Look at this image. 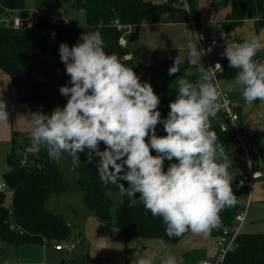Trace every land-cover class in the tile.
I'll use <instances>...</instances> for the list:
<instances>
[{"label":"clouds","instance_id":"9594fccd","mask_svg":"<svg viewBox=\"0 0 264 264\" xmlns=\"http://www.w3.org/2000/svg\"><path fill=\"white\" fill-rule=\"evenodd\" d=\"M194 36L186 44V55L175 56L167 74L177 73L186 60L199 68V80L176 82L166 117H161L160 100L150 83L104 50L99 31L82 32L71 47L59 44L68 81L58 92L66 103L26 117L34 148H44L57 163L66 154L74 167H79V153L87 150L88 161L94 157L99 161L101 182L116 185L119 197H127L129 205L136 203L133 197L139 193L143 207L162 219L170 239L185 232L207 237L220 226L219 213L239 203L231 190L232 161L210 130V118L217 114L222 97L213 71L220 65L208 69L201 65V57L212 47L198 49L196 41L203 37ZM220 37L226 38L223 31ZM261 48V40L253 35L225 46L222 53L228 67L237 69L234 83L246 104L264 102V60L254 59ZM8 117L0 98V122L6 123ZM158 124L166 135L155 134ZM153 260L152 255L139 256L136 264ZM160 264H178V258L166 250Z\"/></svg>","mask_w":264,"mask_h":264},{"label":"trees","instance_id":"16d2710c","mask_svg":"<svg viewBox=\"0 0 264 264\" xmlns=\"http://www.w3.org/2000/svg\"><path fill=\"white\" fill-rule=\"evenodd\" d=\"M70 1V0H69ZM73 6L79 8L86 17L82 27L56 24L45 16H38L29 28L12 29L0 24V70L6 74L16 92L17 101L32 112L49 113L56 106H63L66 98L58 92V87L68 81L64 65L59 60L58 46L66 43L71 47L76 43L82 32L99 31L104 40L107 53H115L126 66L140 76L138 55L121 47L119 39L126 31H118L115 23L121 26L153 25L165 21L168 9L176 0H168L165 4H151L143 0H73ZM218 6H228L229 13L218 23L227 40L233 38L236 28L246 20L254 22L255 30L264 27V0H215ZM190 3V15L197 19V11ZM24 0H0V17L5 11H24ZM175 53L161 59L157 51L149 57L147 69L148 81L153 92L158 95V105L161 117H166L168 104L176 95V82L186 79L190 82L199 80L192 73L193 66L187 61L180 66L177 73L167 74L172 65ZM254 59L264 60V48L257 52ZM222 71L219 80H234L237 69L229 68L226 57L221 62ZM255 100L252 103H257ZM238 112V110H237ZM239 114V112H238ZM210 120L211 126L225 152L234 148L231 130L220 131V124L225 119L220 113ZM238 128L241 130L240 123ZM155 134L166 135L162 125H157ZM10 153L6 162L9 171L3 175L7 190L11 191L10 207L5 205L7 194L0 190V253L2 246L17 248L21 245H60L69 233V226L62 215L45 209V203L51 194H62L69 191L78 192L82 196L85 208L100 223L112 227L118 235L127 242L131 239H156L164 246H174L182 237L171 239L165 235V224L157 216L153 217L138 199L134 205H129L127 197L121 198V205L114 216L110 214L111 193H119L114 184L102 183L98 172V160L88 161L85 153H79V167L72 166L75 182L68 187L62 177L58 163L50 160L44 148L37 150L31 145L29 133L12 134ZM101 148V147H100ZM28 149L29 162L20 165L17 151ZM102 149V148H101ZM150 154L155 155L150 150ZM70 160V158L68 157ZM264 160V155L262 156ZM71 162V160H70ZM175 162V159L172 161ZM169 161H164L166 168ZM127 187V182L120 181ZM231 190L239 200L232 208H225L219 213L221 224L213 230L217 232L231 225L232 220L241 210L247 195L240 182H232ZM222 264H264V234H240L236 238V249L224 256Z\"/></svg>","mask_w":264,"mask_h":264},{"label":"crops","instance_id":"0c3cea01","mask_svg":"<svg viewBox=\"0 0 264 264\" xmlns=\"http://www.w3.org/2000/svg\"><path fill=\"white\" fill-rule=\"evenodd\" d=\"M143 1L157 5L168 2V0ZM198 1L199 3L201 2V0ZM209 1L215 3V0ZM181 9L183 8L174 3L172 9H169L165 15L164 22L153 25H140L122 36L124 42L122 47L138 55L139 66H141L142 70L148 69L149 57L153 51H157L161 59L167 58L173 53L176 56L184 57L187 52L186 44L189 40L195 39L194 35L203 34L208 39L218 41V46L210 54H204L201 57L200 62L203 67L206 62L221 63L224 60L222 53L225 46L234 42H242L253 35L261 40V49L264 48V27L256 31L252 20H246L236 28L234 38L221 40L219 37L222 29L218 26V23L224 19L226 13L219 17H212V20L216 22L215 25H209L207 23L203 25L198 14L195 20L188 13V16L185 15L179 18L180 16H177L175 11H182ZM22 12L24 11H19V13ZM192 20L195 22L194 25H192ZM206 22H209V20ZM193 68L192 73H196L199 77V68L197 66H193ZM219 85L229 94L235 103L239 112V123L244 141L251 145L249 143L251 138L250 128L254 125H264V102L258 101L257 103L246 104L241 96L240 88L235 85L234 80H219ZM0 98L5 101L6 110L9 112L7 122H0V135L6 141L9 139V149L11 150L10 141L12 134L29 133L26 117L31 112L27 107L18 103L17 95L10 78L1 70ZM242 108L244 109L242 110ZM257 152L256 149L255 153H251L256 154ZM263 155H261L263 171L253 169L250 161L247 160L246 169L240 173V177L248 170L258 171L264 175ZM246 156H248V153ZM6 158L5 173L9 171ZM240 177L237 180L233 179L232 182H240ZM7 196L10 198V195ZM247 197V209L249 208L250 200L255 205L260 204L259 211H256L257 213L253 216L258 219V224L264 223V177L253 185ZM84 209L85 211L82 213L80 223L77 227V231L81 237L78 243L80 248L75 247L76 243H73V236L69 238L68 245H65L64 249L61 248L60 251L54 250V246L56 245L53 244H29L21 245L17 248L2 246L1 248L4 252L0 253V264H136V259L139 256L147 255L154 257L153 264H160V259L166 250L177 256L178 264H200L216 257V237L213 236V231L207 237L190 232L182 237L174 246H164L161 241L156 239L138 238L124 242L114 228L98 222L86 208ZM249 215L250 213H247L248 218ZM250 226H254V223ZM250 226L242 225L244 228ZM67 250L71 253L69 254Z\"/></svg>","mask_w":264,"mask_h":264},{"label":"rangeland","instance_id":"374dc122","mask_svg":"<svg viewBox=\"0 0 264 264\" xmlns=\"http://www.w3.org/2000/svg\"><path fill=\"white\" fill-rule=\"evenodd\" d=\"M192 3V7L197 11L200 17V21L203 23V25L206 23L209 25H215L216 22L212 20L213 16L219 17L222 14L229 13L228 6H218L216 2L214 3L209 0H201L200 3L198 0H194ZM73 4V0H24L25 10L22 13L28 14L29 20L32 21H35L38 15L45 16L48 20L56 24L82 27L86 24V17L83 13H81V10L74 7ZM58 8L63 11L62 15L57 14ZM181 10L182 11H175V14L177 16H180L179 18H182L183 16L187 15L188 12H190V6L187 8V10L184 8ZM22 13L16 11L13 13L12 17L21 16ZM208 20L209 22H206ZM219 38L222 40L221 37ZM140 69L142 71L141 81H148L147 70H142L141 66ZM243 109L244 108H242V110ZM212 124L213 121L210 120V125L212 126ZM250 134L251 138L249 140V143L252 147L257 149L258 152L256 154L249 152L250 154L248 153V156H246L247 154L245 155L243 150L239 151L235 148L226 152V154L229 155V159L232 161V167L229 169V172L230 174H234L233 179H239L241 175L240 173L246 169L247 160L250 161L253 169L263 171L261 166V155L264 154V125H254L252 128H250ZM100 145L104 147L102 143ZM9 150V139L8 141H6L2 139V135H0V183L3 180V175L6 171L5 158L6 155L9 154ZM16 154L19 158L21 157L22 152L18 150ZM58 167L62 177L66 180L68 187H72L75 182V177L72 173L71 162L66 154L58 163ZM110 197L112 202L110 214L114 216L116 210L121 205V197H119L118 193H111ZM5 205L7 208L10 207V198L8 196L5 199ZM44 207L45 209L55 214L62 215L65 222L70 226L68 236L63 243H60V246L64 249L65 245H68L69 238L73 236V243H76L75 247L80 248V245H78V243L79 240H81V237L79 236L80 233L77 231V227L80 223L82 213L85 211V206L82 201L81 194L73 191H69L59 195L51 194ZM260 207V204L255 205L254 202L250 200L249 208L247 209L246 202H243L241 209L244 208V210H246L243 224L245 226H250L254 223V226L244 228L242 227V224L240 234H264V223L258 224V219L253 216L259 211ZM247 213H250L249 218L247 217ZM70 253L71 252L69 251V254ZM215 260L216 257L210 261L215 262Z\"/></svg>","mask_w":264,"mask_h":264},{"label":"built area","instance_id":"2783aa9c","mask_svg":"<svg viewBox=\"0 0 264 264\" xmlns=\"http://www.w3.org/2000/svg\"><path fill=\"white\" fill-rule=\"evenodd\" d=\"M194 0H186V2H182V0H176V4L179 5L180 7L184 8L187 10V8L190 6V3H192ZM16 11H5V13L0 17V24L5 27H9L12 29H20V28H29L31 27L35 21L29 20V15L28 14H23L21 16H14L12 17L13 13ZM58 15H62L63 11L61 9L57 10ZM190 14V12H188ZM38 17V15H37ZM195 22L192 20V25H194ZM116 28L118 31H130L133 29L132 26H121L118 24V22L115 23ZM197 36H202V39H198L196 41L197 46L199 49H207L209 46L212 47V51L218 46V41L213 40V39H208L206 38L205 35L200 34ZM118 44L122 47L124 45L122 37L119 39ZM211 51V52H212ZM210 52V53H211ZM210 53H205V55H208ZM216 64H219L220 67H214ZM210 67H214L213 71H215L216 74V82L218 83L219 90L222 93L221 101H220V107L219 110L217 111L222 115V117L225 119V122L220 124V131L225 132L227 130H231L233 133V142H234V147L243 150L245 154L249 152H256V149L246 143L243 138V134L238 128V122H239V114L237 112V108L235 103L232 101L231 97L229 94L223 90L220 85H219V78L218 75L221 73L222 68H221V63L219 62H206L204 65L205 69H208ZM200 77V74H199ZM226 101V102H225ZM30 152L28 149H24L22 151V155L20 157V165L25 166L28 162V156ZM264 175L261 172L258 171H251L248 170L246 173H244L240 177V183L242 187L246 190L247 195L249 194L251 188L253 185L263 179ZM0 190L4 191L7 195H11V191L7 190L6 185L4 184L3 180L0 183ZM245 197V202L246 198ZM246 208H247V203H246ZM245 212L246 210L241 209L237 215L234 217L232 220L231 225L228 227L219 230L216 234V246H217V255H216V260L215 262H212L210 260H206L200 264H222L224 256L235 250L236 249V238L240 235V229L241 225L244 221L245 217ZM61 246L57 245L54 246V250L60 251Z\"/></svg>","mask_w":264,"mask_h":264},{"label":"water","instance_id":"95a60500","mask_svg":"<svg viewBox=\"0 0 264 264\" xmlns=\"http://www.w3.org/2000/svg\"><path fill=\"white\" fill-rule=\"evenodd\" d=\"M169 10V9H168Z\"/></svg>","mask_w":264,"mask_h":264}]
</instances>
